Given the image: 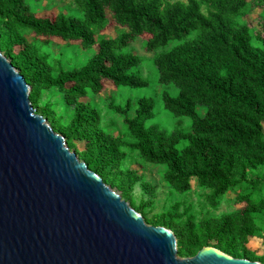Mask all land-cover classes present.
I'll return each mask as SVG.
<instances>
[{
	"label": "trees",
	"instance_id": "obj_1",
	"mask_svg": "<svg viewBox=\"0 0 264 264\" xmlns=\"http://www.w3.org/2000/svg\"><path fill=\"white\" fill-rule=\"evenodd\" d=\"M73 1L82 17L40 15L29 7V0H0V51L30 86L36 113L66 139L70 150L83 143V152L77 153L80 160L122 192L131 206L130 192L142 177L123 168L125 148L148 164L165 166V181L179 195L188 194L195 179L210 192L206 200L216 211L227 194L238 191L241 209L202 221L192 214L185 219L177 214L149 219L142 207L133 208L147 224L174 232L181 258L214 247L233 258L264 264V254L258 257L248 247L253 239L264 242L256 218L264 214V176L248 181L251 172L264 167V25L256 33L251 24L240 21L249 0ZM259 3L264 10V0ZM113 27L121 29L119 36H106ZM138 38L144 39L149 53L174 45L159 53L154 63L159 83L179 91L176 96L163 94L164 107L175 117L189 118V131L148 126L156 104L142 97L134 118L128 117L131 102L111 105L126 116L134 142L125 143L102 128L100 111L86 101L110 84L115 90L147 88L149 82L136 71L143 60L129 50ZM56 40L96 52L81 69L67 71L38 45ZM50 90L62 93L73 112L69 122L51 103L40 106ZM198 106L206 108L204 115ZM147 189L153 191L151 186Z\"/></svg>",
	"mask_w": 264,
	"mask_h": 264
},
{
	"label": "water",
	"instance_id": "obj_2",
	"mask_svg": "<svg viewBox=\"0 0 264 264\" xmlns=\"http://www.w3.org/2000/svg\"><path fill=\"white\" fill-rule=\"evenodd\" d=\"M25 78L0 51V264H262L207 247L178 256L36 113Z\"/></svg>",
	"mask_w": 264,
	"mask_h": 264
},
{
	"label": "rangeland",
	"instance_id": "obj_3",
	"mask_svg": "<svg viewBox=\"0 0 264 264\" xmlns=\"http://www.w3.org/2000/svg\"><path fill=\"white\" fill-rule=\"evenodd\" d=\"M170 2H187V0H168ZM260 0H249V7L240 21L248 23L253 26V30L257 33L260 27L264 25V10L261 8ZM29 7L40 15L54 16L56 14H65L67 16L82 17L83 14L77 9L73 0H40L39 2L29 0ZM202 10L207 13V7L203 6ZM121 33V29L113 27L106 31V36L117 37ZM38 43V42H37ZM254 43L258 42L254 36ZM38 45L42 48L43 53L50 56L52 62L65 70H79L92 59L96 49L84 50L76 45L66 46L63 42L56 40L49 45H43L40 42ZM174 45L165 50H158L157 52L149 53L145 50V41L138 38L132 46L130 51L136 52L143 60V64L136 70L149 82L147 88L144 89H129L121 88L115 90L113 86L108 85L106 90L98 96H91L86 99L95 108H97L102 115V128L109 134L119 137L125 143H133L134 139L128 131L126 125V116L121 115L111 109V105L124 107L127 102H131L132 110L129 112L128 117H135V110L137 108L138 100L142 97L152 98L155 101V117L147 122L148 126L157 125L161 129L169 132L173 131H189L192 122L189 118H178L172 115L164 107L163 94L169 93L172 96L178 95V89L173 85H163L159 83V74L155 66L154 60L156 56L171 49ZM46 103H51L57 114L69 122L72 118L73 112L65 104L62 93L59 90L46 91L41 99L40 106ZM200 115L206 113L204 106L197 108ZM84 144L77 143L76 147L71 149V152H83ZM127 153L126 159L123 163L125 170H135L142 177V180L135 185L130 192L133 207H142L148 218H158L162 215L171 217L174 214L183 216L185 219L188 214L196 217L197 221L209 219L211 217H220L224 214L235 212L242 208V204L237 201L238 191L230 192L225 196L224 201L218 211L212 209L207 203L206 196L210 193L207 190L200 188L196 184V180L192 181V190L185 195H179L173 191L169 184L165 181L164 175L166 167L161 165L148 164L142 160L139 153H131L125 148ZM79 157V156H78ZM80 159V157H79ZM257 176H264V167L253 171L248 176V181L256 180ZM147 186L153 188L149 192ZM120 196L122 192L114 188ZM130 205L131 203L128 202ZM258 224L262 232L260 236L264 237V214L256 215ZM151 225V224H149ZM153 226V225H151ZM161 227V226H160ZM248 247L258 257L264 254L263 239H253L250 241Z\"/></svg>",
	"mask_w": 264,
	"mask_h": 264
}]
</instances>
